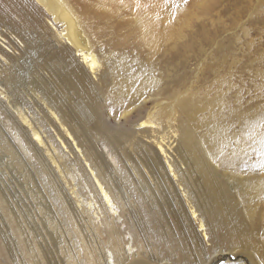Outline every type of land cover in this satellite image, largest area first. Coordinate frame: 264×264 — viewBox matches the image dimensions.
Returning <instances> with one entry per match:
<instances>
[{
	"label": "bare ground",
	"instance_id": "6f19581e",
	"mask_svg": "<svg viewBox=\"0 0 264 264\" xmlns=\"http://www.w3.org/2000/svg\"><path fill=\"white\" fill-rule=\"evenodd\" d=\"M148 2L0 0L5 148L40 176L26 215L1 172L0 264H264V104L173 94L137 113L171 77L141 51L190 44L173 1ZM106 106L135 126L115 134Z\"/></svg>",
	"mask_w": 264,
	"mask_h": 264
},
{
	"label": "rangeland",
	"instance_id": "374dc122",
	"mask_svg": "<svg viewBox=\"0 0 264 264\" xmlns=\"http://www.w3.org/2000/svg\"><path fill=\"white\" fill-rule=\"evenodd\" d=\"M149 1L151 5L153 0ZM172 1L170 15L174 17V24L177 27L180 25L188 31L190 44L187 47H178L171 53L166 52L167 54L162 51L152 54L148 49L141 51L142 56L153 59L157 67L165 68V71L167 68L171 69L169 72L171 77L164 79L166 85L163 92L147 100L137 113H146L155 101L165 102L168 95L173 94L191 99L212 100H217L223 94L228 109L239 107L247 109L253 105L264 104V57L262 56L264 53V0ZM129 12V10L125 11L126 16H130ZM186 21L191 22L190 27L186 25ZM113 26L116 30L111 33L110 40L119 33L118 37H123L120 43L124 44L121 48L130 50L132 42H127V37L132 31L130 22L119 20ZM107 37L108 35L104 38ZM31 56L36 58L38 54L32 52ZM39 59L36 60L39 61ZM22 74L24 70L21 66V71L17 75L20 77ZM20 83H25V80H21ZM137 115L135 112L131 117L123 116L122 110L116 112L113 106H106L102 121L106 122L115 134L126 135L129 128L135 126ZM6 131L0 120V179L6 177L4 178L8 187L6 191L8 195L10 194L11 204L14 206L16 204L15 207L18 208L29 203L21 207L28 215L34 207L32 188L34 187L35 191L39 190L35 185L40 176L23 151L13 156L6 150L4 143V136L7 137ZM86 136L94 142V146L101 144L100 139L95 140L90 133ZM97 137L99 138V135ZM56 167L62 175L67 172L64 164L58 163ZM5 170L8 171V176H3L2 173ZM47 170L50 175L56 174L55 171H51L54 170L53 167ZM111 176L115 179L121 177L117 172ZM32 180L34 182H31ZM24 191L29 192L26 194ZM21 208L18 209L21 210ZM29 208L31 209L28 211Z\"/></svg>",
	"mask_w": 264,
	"mask_h": 264
},
{
	"label": "snow or ice",
	"instance_id": "6c2138e0",
	"mask_svg": "<svg viewBox=\"0 0 264 264\" xmlns=\"http://www.w3.org/2000/svg\"><path fill=\"white\" fill-rule=\"evenodd\" d=\"M262 143H264V141H262Z\"/></svg>",
	"mask_w": 264,
	"mask_h": 264
}]
</instances>
